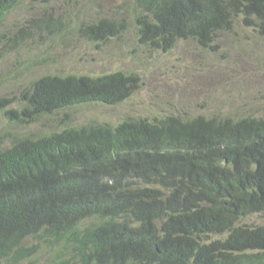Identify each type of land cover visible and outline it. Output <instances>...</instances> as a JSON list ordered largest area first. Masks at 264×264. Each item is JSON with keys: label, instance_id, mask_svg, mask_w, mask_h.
Wrapping results in <instances>:
<instances>
[{"label": "trees", "instance_id": "obj_1", "mask_svg": "<svg viewBox=\"0 0 264 264\" xmlns=\"http://www.w3.org/2000/svg\"><path fill=\"white\" fill-rule=\"evenodd\" d=\"M21 1L0 0V24ZM131 1L138 42L153 51L209 46L238 20L264 37V0ZM124 29L112 18L77 26L96 45ZM140 87L124 71L45 75L5 116L26 125L116 106ZM12 103L0 98V110ZM3 143L0 264H31L32 239L55 252L44 264H264V225L242 224L264 214V115L130 118Z\"/></svg>", "mask_w": 264, "mask_h": 264}, {"label": "rangeland", "instance_id": "obj_2", "mask_svg": "<svg viewBox=\"0 0 264 264\" xmlns=\"http://www.w3.org/2000/svg\"><path fill=\"white\" fill-rule=\"evenodd\" d=\"M134 16L131 0H22L0 24V98L13 102L0 110L3 147L11 145V138L88 124L116 126L130 118L264 115V37L257 31L238 20L209 46L179 41L165 53L139 44ZM104 18L125 24L120 36L100 45L80 37L78 25ZM115 71L141 78L140 89L120 105H82L26 125L5 116L8 110L20 112L23 94L40 77ZM242 224L264 225V214L252 215ZM34 245L38 251L31 264H44L55 253L38 240L28 241L27 246Z\"/></svg>", "mask_w": 264, "mask_h": 264}]
</instances>
